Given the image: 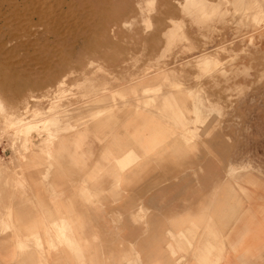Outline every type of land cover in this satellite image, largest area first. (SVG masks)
Returning a JSON list of instances; mask_svg holds the SVG:
<instances>
[{"label":"rangeland","instance_id":"1","mask_svg":"<svg viewBox=\"0 0 264 264\" xmlns=\"http://www.w3.org/2000/svg\"><path fill=\"white\" fill-rule=\"evenodd\" d=\"M190 1L0 0V264L219 263L264 181V0Z\"/></svg>","mask_w":264,"mask_h":264},{"label":"crops","instance_id":"2","mask_svg":"<svg viewBox=\"0 0 264 264\" xmlns=\"http://www.w3.org/2000/svg\"><path fill=\"white\" fill-rule=\"evenodd\" d=\"M137 137L142 138V135H138ZM247 188L249 189L248 193L246 195L242 193L244 195V205L238 214H236L229 230L222 235L220 226H217L219 228L217 240L222 244L223 251L222 258H220L218 264H264V181H257L256 186L248 185ZM243 209L246 210V213L242 218L236 220V217ZM247 213L255 216L254 221L249 223L252 230L244 233L236 232L241 224L242 227L244 226ZM237 237L240 243L232 249L230 242L237 239ZM193 264H198L196 259H194Z\"/></svg>","mask_w":264,"mask_h":264},{"label":"bare ground","instance_id":"3","mask_svg":"<svg viewBox=\"0 0 264 264\" xmlns=\"http://www.w3.org/2000/svg\"><path fill=\"white\" fill-rule=\"evenodd\" d=\"M185 1H186V0H184V3H185ZM189 1H190V0H189ZM189 1H188V2H189ZM197 1H198V0H197ZM188 2L186 1L185 4L183 3V4H184V5H183V8H185V5H186ZM190 2H192V1H190ZM190 2H189V3H190ZM199 2H200V1H199ZM192 3H196V2L193 1ZM192 3H191V4H192ZM191 4H190V5H191ZM193 5H194V4H193ZM196 5H198V4L196 3ZM196 5H194L193 7L191 6V7H192V8H195V7L202 6V4H200L199 6H196ZM186 6H187V5H186ZM188 6H189V4H188ZM205 6H206V5H205ZM205 6H204V4H203L202 7L204 8ZM209 7H210V6H209ZM200 8H201V7H200ZM200 8H199V10H200V12H201V9H202V8H201V9H200ZM186 10H187V9H186ZM199 10L197 9V11H199ZM189 11H190V10H189ZM204 11H206V10H204ZM175 33H176V32H175ZM175 33H174V34H175ZM199 65H200V64H199ZM205 67H206V66H205ZM2 109H4V108H2ZM10 115H11V114H10ZM14 117H15L14 119H16V116H14ZM17 117H19V116H17ZM7 118H8V117H7ZM14 119L12 120V122H10V121H11V119H10V121H9L8 124L11 125V126H13L14 128H17L18 130H21L22 127L25 125V122H22V121H21V120H23V117H22V119L20 118L21 120L18 119V120H19L18 123L14 122V121H17V119H16V120H14ZM54 123H56L55 120H49V119H47V120L44 122L43 125H45V124L54 125ZM26 127H27V126H26ZM23 129H24V128H23ZM17 132H18V131H17ZM22 132H23V130H22ZM23 134H24V132H23ZM22 138H23V137H22ZM234 170H235V169H234ZM240 170H241V169H240ZM242 213H243V212H242ZM241 215H242V214H241ZM205 242H206V241H205ZM207 242L209 243V241H207ZM206 246L208 247V244H206ZM206 246H205V247H206ZM210 247H211V246H210ZM210 249H211V248H210Z\"/></svg>","mask_w":264,"mask_h":264},{"label":"built area","instance_id":"4","mask_svg":"<svg viewBox=\"0 0 264 264\" xmlns=\"http://www.w3.org/2000/svg\"><path fill=\"white\" fill-rule=\"evenodd\" d=\"M9 152L10 150L6 146L5 142L0 139V159L8 157Z\"/></svg>","mask_w":264,"mask_h":264}]
</instances>
